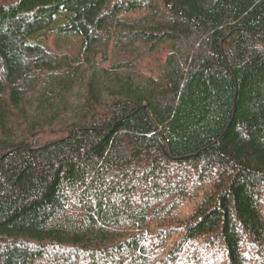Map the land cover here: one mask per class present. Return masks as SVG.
<instances>
[{
	"label": "trees",
	"instance_id": "1",
	"mask_svg": "<svg viewBox=\"0 0 264 264\" xmlns=\"http://www.w3.org/2000/svg\"><path fill=\"white\" fill-rule=\"evenodd\" d=\"M0 264H264V0H0Z\"/></svg>",
	"mask_w": 264,
	"mask_h": 264
}]
</instances>
